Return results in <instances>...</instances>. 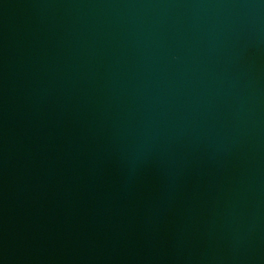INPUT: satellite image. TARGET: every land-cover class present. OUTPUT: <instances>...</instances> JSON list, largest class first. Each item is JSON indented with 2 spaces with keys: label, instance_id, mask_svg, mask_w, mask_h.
Listing matches in <instances>:
<instances>
[{
  "label": "water",
  "instance_id": "water-1",
  "mask_svg": "<svg viewBox=\"0 0 264 264\" xmlns=\"http://www.w3.org/2000/svg\"><path fill=\"white\" fill-rule=\"evenodd\" d=\"M0 264H264V0H0Z\"/></svg>",
  "mask_w": 264,
  "mask_h": 264
}]
</instances>
